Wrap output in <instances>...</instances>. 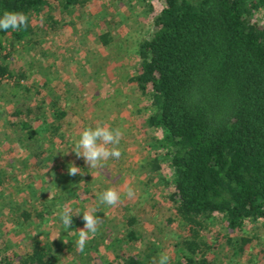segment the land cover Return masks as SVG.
<instances>
[{"label":"trees","instance_id":"1","mask_svg":"<svg viewBox=\"0 0 264 264\" xmlns=\"http://www.w3.org/2000/svg\"><path fill=\"white\" fill-rule=\"evenodd\" d=\"M152 1L156 10L145 3L153 13L151 27L137 43L138 60L128 81L150 98L153 112L146 123L158 137L147 166L150 172L168 171L169 177L162 178L170 185L166 201L183 230L169 264H215L209 252L221 245L235 260L251 239L233 233L241 232L247 221L264 225V23L256 17L264 12V0ZM85 2L0 0V14L8 10L29 17L25 30H0V84L7 78L13 87L20 86L26 77L24 69H11L4 61L8 53L2 38L20 43L42 29L61 32L72 24L68 11L80 14ZM97 39L103 47L112 40L107 29ZM32 90L39 93L34 84L23 88V97L8 116L18 131L17 141L32 149L34 165H39L42 152L37 150L35 124L42 109L26 99ZM52 113L57 123L49 125V135L55 136L64 111L55 108ZM61 165L72 177L70 167ZM124 210L122 233L110 237L111 247L118 248L105 264H153L158 250L154 241L145 246V257L120 247L141 240L137 217ZM71 214L78 233L84 225L78 213ZM215 217L226 233L215 232L210 244L203 232ZM49 248L47 242L40 244L20 256L18 264H50ZM0 264L11 261L0 256Z\"/></svg>","mask_w":264,"mask_h":264},{"label":"rangeland","instance_id":"2","mask_svg":"<svg viewBox=\"0 0 264 264\" xmlns=\"http://www.w3.org/2000/svg\"><path fill=\"white\" fill-rule=\"evenodd\" d=\"M147 2L156 10L152 0H86L80 14L68 11L72 24L61 32L42 29L20 43L9 36L2 38L8 53L4 61L11 69L22 68L26 73L20 86L13 87L7 78L0 84V256L8 257L11 264H18L20 256L45 242L50 245V264H105L118 248L111 247L110 237L122 233L125 208L137 217L141 240L120 247L145 257V246L154 241L156 261L161 253L170 255L175 249L183 230L166 201L170 185H164L162 178L169 177L168 171L150 172L147 166L154 137H158L146 123L153 107L149 96L137 92L128 81L138 60L137 43L151 27L153 13ZM256 17L264 23L263 11ZM103 29L112 38L105 47L97 39ZM32 84L39 93L32 90L26 99L42 109L35 124L37 150L42 152L39 165H34L32 149L17 141L18 131L9 124L8 116L23 97V88ZM55 108L62 109L64 116L58 122V133L50 136L49 125L57 123L52 113ZM97 125L122 131L118 145L122 155L93 169L71 148L83 129ZM62 163L80 168L81 174L69 178ZM108 188L121 196L115 206L100 204L97 199V193ZM129 188L134 191L131 198ZM92 207L97 208L95 214L102 222L81 252L75 245V227L63 230L59 213L65 208L79 213L84 225L82 213ZM215 232L226 233L218 217L203 232L208 243L214 242ZM57 233L59 237L53 239ZM105 235L108 239L103 240ZM233 235L251 241L235 260L225 245L213 249L209 255L215 264H264V225L260 221H247Z\"/></svg>","mask_w":264,"mask_h":264},{"label":"clouds","instance_id":"3","mask_svg":"<svg viewBox=\"0 0 264 264\" xmlns=\"http://www.w3.org/2000/svg\"><path fill=\"white\" fill-rule=\"evenodd\" d=\"M28 23L29 17L24 12L5 10L0 14V30L2 31H8L9 29L13 31L25 30ZM122 137L123 133L119 128L112 129L101 125H97L95 128H85L81 131L80 138L75 141L71 151L77 157H82L90 168L100 169L103 167V162H107L110 158L118 160L121 157L122 153L118 145ZM78 173L81 174L80 168L73 165L68 168L70 176H75ZM127 196L130 198L134 196V191L131 188L127 190ZM97 199L100 204L115 206L120 202L121 196L114 188H108L98 192ZM96 212L97 208L92 207L82 213L84 226L78 231V239L75 242L76 247L81 252L84 251L87 241L97 234L99 225L102 222L101 218L95 214ZM72 217L73 215L68 208L59 213L63 230L70 229ZM59 234L57 233L53 239L59 237ZM67 242L64 241V243ZM169 260L168 254L161 253L158 261L154 260L153 264H169Z\"/></svg>","mask_w":264,"mask_h":264}]
</instances>
